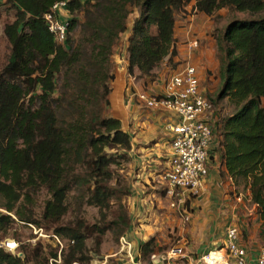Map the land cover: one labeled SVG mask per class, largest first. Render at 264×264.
Returning <instances> with one entry per match:
<instances>
[{"label":"trees","instance_id":"1","mask_svg":"<svg viewBox=\"0 0 264 264\" xmlns=\"http://www.w3.org/2000/svg\"><path fill=\"white\" fill-rule=\"evenodd\" d=\"M86 1L7 0L16 20L4 27L11 53L0 70V209L6 211L0 213V242L9 226L20 222L52 230L67 246L61 249L54 239V247L42 242L23 250L19 246L21 257L0 249V264H52L59 251L62 264H90L108 230L116 229L122 237L129 230L131 219L123 205L117 219L109 218L115 213L113 201L130 195L114 185L113 167L130 162L132 136L105 109L110 106L109 84L115 80L113 49L128 30L132 8L138 14L127 40L128 73L151 76L168 60L165 83L187 63L176 61L175 29L178 17L193 16L189 4L194 3L193 14L204 13L215 22L224 9L249 15L233 18L219 30L221 86L209 100L215 105L227 100L234 107L215 125L221 178L249 193L264 226V0ZM60 2L67 3L70 15L88 14L86 59L81 47L73 49L77 18L68 21L65 44L49 29L45 16ZM64 72L75 81L78 94L62 100L56 93ZM79 186L82 204L101 214L91 226L84 218L65 222L70 194ZM42 191L49 199L39 214L35 203ZM154 249V240L141 245L139 261L144 264Z\"/></svg>","mask_w":264,"mask_h":264},{"label":"crops","instance_id":"2","mask_svg":"<svg viewBox=\"0 0 264 264\" xmlns=\"http://www.w3.org/2000/svg\"><path fill=\"white\" fill-rule=\"evenodd\" d=\"M193 6L194 3L189 4L188 10ZM203 14L194 12L191 25H188L190 20L185 17L180 16L181 18L177 19L175 45L178 57L176 61L180 64L190 61L197 65L198 56L206 52L203 47L196 52V50H190L188 46V42L196 35L200 38L203 30L210 24V18ZM62 16H65L64 12ZM166 69L168 76L169 69ZM166 69L151 76H141L139 72L129 75L128 61L125 59L121 66L116 67L115 72L113 71L115 80L111 86L112 92L109 99L114 114L110 117L121 121L123 129L132 136L133 143V150L130 153L131 163L126 171L131 188L129 202L133 204L130 208L132 221L128 234L125 235L132 246L133 259H130L123 251L127 258L126 264H141L139 247L148 238L147 228H156L157 220L148 215L151 204L149 191L153 190V196H155L159 189L163 190L162 193L164 189L165 191L167 189L165 174L171 155V133L168 128L175 123V116L149 109L137 98V94L145 91L162 94L167 78ZM199 76L201 89L206 93L202 71H199ZM114 95L118 98L116 104L112 100ZM213 156L202 194L191 201L190 225L189 228L184 227L190 242L185 249L183 259L187 264H203V258L208 253L224 249L228 229L237 227L240 232L239 244L247 250L249 264H254L264 245V226L257 214L256 206L253 205L252 209L248 207L251 203L249 193L245 192L246 195H244L241 190L237 191L232 187L230 180H222L220 165L216 160L218 154L214 153ZM232 193L234 195L231 198ZM175 259L177 258L167 259V261L164 256L155 255L153 264H178V260ZM171 261L173 263H170Z\"/></svg>","mask_w":264,"mask_h":264},{"label":"rangeland","instance_id":"3","mask_svg":"<svg viewBox=\"0 0 264 264\" xmlns=\"http://www.w3.org/2000/svg\"><path fill=\"white\" fill-rule=\"evenodd\" d=\"M83 1L87 2L86 0ZM131 10L132 15L128 20V30L125 34L120 37L113 49V56L111 57L112 72H115L116 67L121 66V63H123L124 60L127 59V40L130 35V30L132 28L134 18L138 14L135 8H132ZM189 11L193 13L192 9H190ZM72 17L77 18L79 20V26L76 31H74L72 34L73 49L81 47L82 50H84V58L86 59L88 57V53L90 52V46L86 44V40L88 35L90 34V31L88 28L84 27L87 24L88 14L86 12H79L76 15H70V13H65L63 20L70 21ZM245 17H249V15L239 13L231 14L230 12H228L227 9H224L223 11H221L220 20L217 22H212V20H210L209 26L207 27V29L205 28L203 30L200 38L196 37L197 35L194 34L196 35V39H198L199 46L203 47L206 50V52L204 51L203 55L201 54L202 56H198L196 64L198 70L203 72V86L206 88V96L209 97V99L211 100L215 98V95L217 94L221 86V77L218 72L220 64V52L217 42L218 36L220 35L219 30L224 28L227 23L233 18ZM15 20V10L11 6H7V0H0V70H2L4 66L8 63V58L11 53V46L4 35V27L6 24H11ZM192 22L193 18L191 21H188V25H191ZM201 47H199L196 52L199 51ZM166 65L167 64L165 63L160 68V70H156L153 74H155L156 72H163V69L167 68ZM167 72L168 70L166 69V76ZM112 83L113 82L109 84L110 88L112 86ZM57 87L58 90L56 94L62 100L67 99L70 94L78 90L76 88L75 81L72 80V78L67 72H64L62 75H60V77H58ZM112 100L114 104L118 102V98H116L115 95L112 97ZM62 103L63 105H69L66 101H62ZM64 110L65 109L60 111L61 118H64V116L62 115L65 112ZM233 112L234 107L227 100L216 105L213 104V115L211 117L213 126H215L218 121H221L225 117L230 116ZM113 114L114 113L112 112V108L110 106L105 109V115H107L108 117L113 116ZM216 139L218 142L219 140L217 136ZM218 148L219 143L218 145H215L213 154H218ZM107 152L115 153L116 151L109 150ZM216 160L218 161L219 159L217 158ZM130 163L131 160L130 162L120 161L119 167H113V169L117 171L115 175L114 185L117 184L118 187L122 190H129L130 195L123 196L113 201L115 204L113 207L115 213L114 216H110L109 220H114V218L117 219L118 209L121 205L126 208L131 219L130 208L133 204H131V201L129 202V199L131 197V188L128 183L129 177L126 175V171ZM80 188L81 186H79L76 191L70 194V208L69 213L65 218V222L72 223L75 222L78 218H84V222H86L88 226H91L96 221H99L101 219V214L98 208L82 204L81 193H83V189L80 191ZM162 191L163 190L160 191L159 189L155 196H153V190L149 191V194H151V204L148 211V215H150L152 219L157 220V223L155 229L147 228L146 235L148 238L146 239L145 243L154 240L155 253L151 256V258L149 257V259H147L146 261H142L144 264H153V256L155 255L164 256L166 260L174 258L170 256L171 251L175 248H182L185 252V249L189 246L190 242V237L188 233L184 231V227L189 228L188 226L190 225L191 220L188 223H185L179 213L171 208L170 200L167 197V191H165V189L163 193ZM243 194L246 195L244 192ZM231 195L232 196L230 197L232 198L234 194L232 193ZM215 198L217 199V196ZM47 199H49V195L46 193V191L40 192L38 197L36 198V211L39 214L42 213L43 205ZM248 207L252 209L253 204H248ZM0 213L6 214V211L0 209ZM253 213L255 214V211ZM39 229L43 230L44 235H41L42 233H36V230ZM128 231L126 234H128ZM53 236L55 235L52 230L46 231V229L39 228L32 224L24 225L23 223L16 222L13 225L9 226L8 231L2 235L1 241H4L6 239L15 240L20 244L21 249L23 250L24 247L28 246H31L33 248L35 244H38V242H42L44 246H48V244L53 246ZM121 239L122 235H119L116 229L108 230L103 238V243L101 245L100 252L92 254L93 259L90 264H126L127 258L125 256V253H123ZM64 242L65 244L63 248H66L67 242ZM88 244L89 247L93 250V240H89ZM60 253L61 252L59 251V258L57 259V261H54L52 264L63 263L60 257ZM175 260H178V264H187V262L182 257L177 258ZM170 263L173 262L171 261Z\"/></svg>","mask_w":264,"mask_h":264},{"label":"built area","instance_id":"4","mask_svg":"<svg viewBox=\"0 0 264 264\" xmlns=\"http://www.w3.org/2000/svg\"><path fill=\"white\" fill-rule=\"evenodd\" d=\"M66 7V2H60L45 16L49 29L59 44H65L68 37L69 24L62 16L63 12L66 14L68 12ZM192 17L187 19L191 21ZM188 46L190 50H197L198 39L196 37L191 39ZM137 98L149 109L175 116V123L168 128L171 133V155L165 174L166 191L171 208L179 213L185 223H188L192 216L191 201L202 194L216 145L215 126L211 121L213 104L201 89L197 66L190 61L169 76L162 94L145 91L137 94ZM36 233L44 235L42 229L36 230ZM226 237L224 249L208 253L203 258V264H249L247 250L239 244V229L229 228ZM53 239L59 243L61 249L64 247L57 236H53ZM121 245L131 259L132 246L125 236L121 239ZM19 246L20 244L12 239L0 242V249L21 257ZM170 256L184 258V249L175 248ZM254 264H264V245Z\"/></svg>","mask_w":264,"mask_h":264},{"label":"clouds","instance_id":"5","mask_svg":"<svg viewBox=\"0 0 264 264\" xmlns=\"http://www.w3.org/2000/svg\"><path fill=\"white\" fill-rule=\"evenodd\" d=\"M67 14H68V12H67Z\"/></svg>","mask_w":264,"mask_h":264}]
</instances>
